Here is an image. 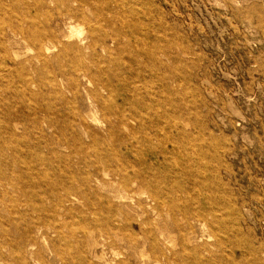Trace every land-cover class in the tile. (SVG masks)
<instances>
[{
  "label": "rangeland",
  "instance_id": "obj_1",
  "mask_svg": "<svg viewBox=\"0 0 264 264\" xmlns=\"http://www.w3.org/2000/svg\"><path fill=\"white\" fill-rule=\"evenodd\" d=\"M35 2L0 16L32 15ZM117 4L41 3L47 18L71 7L88 20L74 18L73 44L105 32L120 42L109 54L98 48L84 78L53 60L29 64L31 42L17 44L18 55L0 43V264H146L147 226L113 199L114 174L136 171L183 185L197 215L187 224L162 213L175 247L157 240L159 264H264V0ZM126 22L131 43L116 36ZM113 102L133 118L127 125ZM152 162L155 170L143 166ZM148 192L134 200L145 204ZM121 211L133 219L116 222ZM180 233L195 241L183 258Z\"/></svg>",
  "mask_w": 264,
  "mask_h": 264
},
{
  "label": "bare ground",
  "instance_id": "obj_2",
  "mask_svg": "<svg viewBox=\"0 0 264 264\" xmlns=\"http://www.w3.org/2000/svg\"><path fill=\"white\" fill-rule=\"evenodd\" d=\"M19 1L23 0H0V12L3 10L9 11L13 6H15V2ZM35 1L34 7L31 9L30 7H27L29 10L28 12L26 11L27 14L30 11L33 12V14L28 16L24 14L23 17H16L15 20H17V22H15L14 19L11 20V17L4 18L3 15L0 16V22L3 24V26L0 27V43L4 51L8 52L7 50H11L14 51L15 55H18L19 52L17 51V44L31 42L36 46L37 53L35 58L32 59V62L29 61V64L35 61L39 62L42 67L45 68L48 64V61L53 60L59 69L69 67L70 69H75V71H82L83 74L81 76L84 78L91 68L94 65H97L96 62L99 57L98 48L101 49L102 55L110 53L111 50L109 45H111V42L112 44H117V48H120V42L117 40V38L115 36L111 37L106 32L98 40H95L91 35L88 38L79 39L77 43L73 44L74 29L72 27L74 18L78 19L84 25H86L85 23H87L88 20L84 16L77 18L71 7L67 8L64 12H59V14L57 12V18H47L45 17L46 14H42L43 10L40 7L41 3L44 4V0ZM74 1L75 3L79 4L80 9L83 6L85 0H72L73 3ZM123 1L128 3V0ZM116 2L118 3L117 5L120 6L121 0H116ZM134 12L135 9L132 8L131 13L134 14ZM40 17L43 19H39V22L38 18ZM23 23L26 24L27 27H23ZM62 23L69 25V29L67 31L61 28ZM129 24L130 22H126L125 26L122 27L123 30L116 32V36H119V38H121V36H125L129 38L128 42L131 43L133 42V39H136L137 37L135 38L133 32L134 30ZM34 26L36 32L33 34ZM106 26L109 29L115 28L113 20H108V23L105 25V27ZM59 34L62 36L61 39H58ZM115 39L117 42L114 41ZM63 40L69 42V44L64 43ZM81 52L83 53L84 57L82 56ZM53 56H55V58H53ZM63 58L65 59L66 64L63 63ZM6 60H10L8 53L6 54ZM106 60H108V56L106 59H104V62H106ZM53 81L56 82L55 79H53ZM98 84L100 85L101 83ZM103 88H106V84L102 86V90ZM92 95L97 96V98L100 96L96 92ZM124 100L126 99L122 100L121 106L123 103H125ZM113 103L115 105L113 113L116 115L118 124L120 126L127 125L128 121L133 118H128L124 114L126 112L124 107L122 108L120 105H117V103ZM80 126L87 127L84 121L80 122ZM88 131L90 132L89 128ZM156 163L152 162L150 166H147L145 165L146 163H143V166L150 170H155L154 167ZM113 180V199L117 200V202H119L120 205L125 209L127 208L128 210L134 211L137 210L139 219L142 218L141 224L147 226V228L143 231L144 241L141 244H144L149 248L151 259L146 258L143 251L141 255L143 262L146 264H159V257L165 256V251L163 249L159 250V247L156 245L157 240L167 242L169 246H166V249H173L175 247V245L172 244V233L169 231L168 225L165 224L162 213H173L175 216V219L172 220L173 222H176L177 218H179L181 221H187V224L190 223L191 219H195L197 216L194 211L186 207L184 204L185 201L183 200L182 193L185 192V187L173 180L168 183L165 176H160L157 173L150 175L141 171H136L132 175H125L123 177H121L120 174L115 173ZM143 189H149V192L144 197L145 204L135 201L133 197L134 191H141ZM208 209L209 208H206V210ZM120 214L123 217V221L129 220L130 218L133 219L129 216L130 214L124 215V213L121 211V213L118 214V218H115L114 216L115 221L118 223L121 222V219L119 218ZM129 239L134 245L140 244L138 241H136V239H133L132 236ZM180 239L179 246L181 249L178 254L180 258H183L190 251L192 252L188 244L192 243L194 240L190 238L189 235L187 237L185 234L181 233ZM194 253H197V251Z\"/></svg>",
  "mask_w": 264,
  "mask_h": 264
}]
</instances>
